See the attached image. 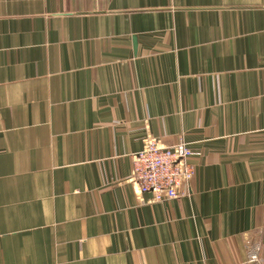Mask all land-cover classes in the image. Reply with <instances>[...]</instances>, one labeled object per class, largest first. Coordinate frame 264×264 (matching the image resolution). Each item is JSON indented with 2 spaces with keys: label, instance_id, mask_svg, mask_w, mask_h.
<instances>
[{
  "label": "crops",
  "instance_id": "obj_1",
  "mask_svg": "<svg viewBox=\"0 0 264 264\" xmlns=\"http://www.w3.org/2000/svg\"><path fill=\"white\" fill-rule=\"evenodd\" d=\"M0 264H264V0H0Z\"/></svg>",
  "mask_w": 264,
  "mask_h": 264
},
{
  "label": "built area",
  "instance_id": "obj_2",
  "mask_svg": "<svg viewBox=\"0 0 264 264\" xmlns=\"http://www.w3.org/2000/svg\"><path fill=\"white\" fill-rule=\"evenodd\" d=\"M189 143L180 137L173 145H161L149 137L144 148L132 156L130 181L139 196L151 195V202L160 203L191 195L196 168ZM260 247H255L250 262H258Z\"/></svg>",
  "mask_w": 264,
  "mask_h": 264
},
{
  "label": "water",
  "instance_id": "obj_3",
  "mask_svg": "<svg viewBox=\"0 0 264 264\" xmlns=\"http://www.w3.org/2000/svg\"><path fill=\"white\" fill-rule=\"evenodd\" d=\"M136 48V47H135Z\"/></svg>",
  "mask_w": 264,
  "mask_h": 264
}]
</instances>
